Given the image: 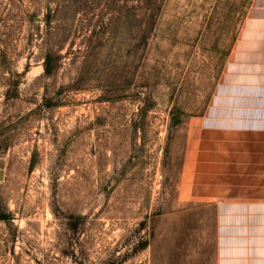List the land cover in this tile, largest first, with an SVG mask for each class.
<instances>
[{"label": "rangeland", "instance_id": "1", "mask_svg": "<svg viewBox=\"0 0 264 264\" xmlns=\"http://www.w3.org/2000/svg\"><path fill=\"white\" fill-rule=\"evenodd\" d=\"M254 2L0 0V264H264V157L198 145Z\"/></svg>", "mask_w": 264, "mask_h": 264}, {"label": "crops", "instance_id": "2", "mask_svg": "<svg viewBox=\"0 0 264 264\" xmlns=\"http://www.w3.org/2000/svg\"><path fill=\"white\" fill-rule=\"evenodd\" d=\"M234 59L204 117L199 150L264 157V0H255Z\"/></svg>", "mask_w": 264, "mask_h": 264}]
</instances>
